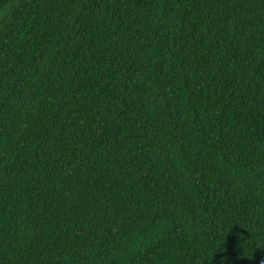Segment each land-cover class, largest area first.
Listing matches in <instances>:
<instances>
[{
    "label": "trees",
    "instance_id": "obj_1",
    "mask_svg": "<svg viewBox=\"0 0 264 264\" xmlns=\"http://www.w3.org/2000/svg\"><path fill=\"white\" fill-rule=\"evenodd\" d=\"M0 264H264V0H0Z\"/></svg>",
    "mask_w": 264,
    "mask_h": 264
}]
</instances>
